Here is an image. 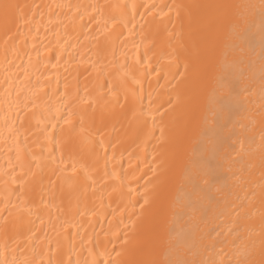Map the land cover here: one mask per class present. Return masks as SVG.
<instances>
[{
	"label": "bare ground",
	"instance_id": "1",
	"mask_svg": "<svg viewBox=\"0 0 264 264\" xmlns=\"http://www.w3.org/2000/svg\"><path fill=\"white\" fill-rule=\"evenodd\" d=\"M0 264H264V0H0Z\"/></svg>",
	"mask_w": 264,
	"mask_h": 264
}]
</instances>
